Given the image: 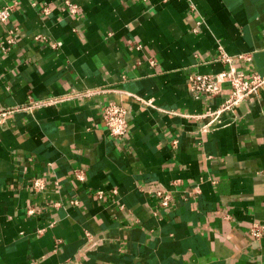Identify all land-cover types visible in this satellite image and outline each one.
I'll list each match as a JSON object with an SVG mask.
<instances>
[{
	"label": "crops",
	"instance_id": "1",
	"mask_svg": "<svg viewBox=\"0 0 264 264\" xmlns=\"http://www.w3.org/2000/svg\"><path fill=\"white\" fill-rule=\"evenodd\" d=\"M8 5L0 264H264V235L248 232L264 224V90L212 122L229 86L198 100L187 85L230 68L264 74V0ZM109 101L130 111L123 140L104 127ZM34 177L46 181L37 195ZM156 190L170 191L168 207Z\"/></svg>",
	"mask_w": 264,
	"mask_h": 264
},
{
	"label": "built area",
	"instance_id": "2",
	"mask_svg": "<svg viewBox=\"0 0 264 264\" xmlns=\"http://www.w3.org/2000/svg\"><path fill=\"white\" fill-rule=\"evenodd\" d=\"M64 4L69 8L71 13H76V5L71 4L69 1H65ZM13 10L14 5L0 7V24L7 23L9 21ZM46 10L47 8H45V11ZM9 32L12 34V31ZM14 42V37H11L8 40V44H13ZM0 48L2 50H6L3 43L0 44ZM241 57L247 61L250 60L248 57ZM220 59L223 63L230 64L231 62V57L223 52L220 55ZM225 84L228 85L230 89L227 99H225L217 109L214 111H209L206 115L207 117L211 118L212 122L215 121L222 112L232 110L240 103L246 101L251 95L259 94L262 90H264V74L255 73L252 74L251 77L247 78L242 73H236L234 69L230 68L229 70L221 71L216 74H193L188 77L187 81L190 94L194 99L198 100L209 99L211 97L220 95ZM90 94L92 93L89 92L88 95ZM85 95H87V93L83 94V96ZM135 98L143 104H149V101H145L140 97ZM35 104L36 103H33L31 106H34ZM38 104L39 103H37L35 106ZM129 113V109L123 104L122 101H109L103 106L102 121L110 136L118 140H123L127 137L129 133ZM4 115L5 113L0 112V116ZM173 144H175V142H173ZM74 177L78 181H83L85 178L82 171L80 170L74 171ZM29 188L35 195H37L46 188V181L43 177H34L30 181ZM113 193H115L114 190ZM94 196L98 200H102L105 197V192L102 190H97L94 192ZM155 196L159 199V206L163 208L168 207L172 201V195L170 191L167 190H156ZM70 204L77 205V199H72ZM55 205H58V203ZM35 212L36 211L32 207H29L27 210L29 215ZM41 231L42 230L38 232ZM248 232L253 239L259 240L264 235V224L260 222L252 223Z\"/></svg>",
	"mask_w": 264,
	"mask_h": 264
}]
</instances>
